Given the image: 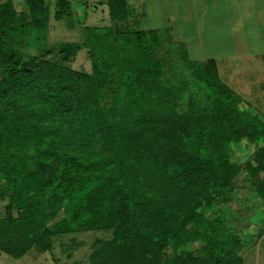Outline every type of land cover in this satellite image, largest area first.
Here are the masks:
<instances>
[{
    "label": "trees",
    "instance_id": "obj_1",
    "mask_svg": "<svg viewBox=\"0 0 264 264\" xmlns=\"http://www.w3.org/2000/svg\"><path fill=\"white\" fill-rule=\"evenodd\" d=\"M25 2L0 0V250L105 230L91 264H242V236L210 209L245 169L264 205V120L240 107L215 58L190 57L160 28H123L127 0H109L114 23L55 50L48 0ZM53 5L55 19L72 11ZM82 48L90 71L71 65ZM242 139L257 146L237 163Z\"/></svg>",
    "mask_w": 264,
    "mask_h": 264
},
{
    "label": "rangeland",
    "instance_id": "obj_2",
    "mask_svg": "<svg viewBox=\"0 0 264 264\" xmlns=\"http://www.w3.org/2000/svg\"><path fill=\"white\" fill-rule=\"evenodd\" d=\"M14 1L18 10L23 9L27 4L25 0ZM54 1L48 0L51 9L45 44L47 47H54L55 50L58 49L56 45L59 42L81 40L84 25L114 23L109 14V0H89L93 3L90 2L87 6L78 0H73L72 11L68 16L60 19L54 17ZM171 1L173 0H127V19L118 21V24L123 28L158 26L165 36L168 34L171 36L169 38H174L173 30L167 27L168 24L165 21L160 20L164 16L174 15L175 19L171 21V24H175V32L181 40L186 41L188 55L197 59L190 46L201 43L199 25L205 22L204 19L208 14H213L214 9L220 7L221 3L216 0H174L175 3ZM226 6L227 20L230 21V24H227L228 35H224L223 39L220 34L223 29L220 26L221 31L217 34L215 31V34H211L212 37L208 35L207 38V34L203 37L213 42L209 52H216L212 55L217 57L216 62L221 78L251 105L249 106L241 99L240 107L264 119V83L262 85L260 83L264 76L255 72L254 61L257 59L253 58H256L255 53L258 51H264V0H227ZM222 39L225 41L223 42ZM225 49H233L236 56H233V59L224 56L222 52ZM86 50L82 48L77 53L74 61L71 62L73 67L91 70V61ZM53 57L59 56L54 54ZM256 146V142L252 143L245 139L232 144V160L237 163L249 160ZM247 180H249L248 170L245 169L235 181L230 202L214 205L210 209L215 216H223L226 225L235 229L242 236L243 241L246 238H256L257 235L264 238V207L261 205L263 202L253 185ZM7 202L6 195L0 197V217L6 214ZM13 212L16 213L15 210ZM63 215L64 213H59L55 220L47 224L52 226L56 222L61 224ZM109 236L111 233L105 230L76 231L56 235L50 239V249L43 251L33 247L22 256L13 257L0 250V264H91L89 255L93 250L95 239ZM247 241V245L255 242L254 239ZM200 245V241H194L188 244V248L198 253ZM241 255H243V264H254V246L249 247L245 252L241 250ZM261 264H264L263 260Z\"/></svg>",
    "mask_w": 264,
    "mask_h": 264
},
{
    "label": "crops",
    "instance_id": "obj_3",
    "mask_svg": "<svg viewBox=\"0 0 264 264\" xmlns=\"http://www.w3.org/2000/svg\"><path fill=\"white\" fill-rule=\"evenodd\" d=\"M78 1L82 2L83 5H86V6L90 2H91V4L93 3V1H89V0H78ZM216 1H219V3H221L220 7H218L217 9H214L215 13L213 12V14H210V15L208 14L209 15V16L207 15L208 17L206 16L205 19L203 18L205 22L203 21L204 23L201 22V24L199 25L198 31H200L199 37L201 38V43L199 45L190 46L192 48L191 50H193L194 55H195V57L197 59H205V58L213 57L217 61V57L212 55V53H216V52H213V51L209 52V48L213 47V42L210 41L209 39L206 40L203 36L207 34V38H208V35L210 37H212L211 34H215V31H216V34H217L218 32L221 31L220 28L222 27L223 32L220 33V34L222 35V37L224 39V35H226L227 31H228L227 28H229L228 25H227V24H230V21L227 20L228 19V17H227L228 16V11H227L228 8L226 6L227 0H216ZM171 2L175 3L174 0L171 1ZM71 3L73 4L74 1L71 0ZM174 19H175V16L172 15V16H164L160 20L162 22L165 21L166 24H168L167 27L170 28L171 30H173L172 34H173L174 39L181 40L178 37V34L175 32V27H174L175 24H171V21H173ZM150 28H160V27L155 26V27H150ZM225 29H227V30H225ZM211 31H213V32H211ZM224 41L225 40H223V42ZM227 41H229L228 38H227ZM185 43H186V41H185ZM229 44H231V42H229ZM222 53L224 54V56L228 57L229 59H233V56H236L235 55L236 53H235V51L233 49H230V50L229 49H225ZM255 55H256V58L253 57L254 59H257V60L254 61L255 72L256 73H261L262 76H264V51H258L257 53H255ZM260 83H261V85H262V83H264V78L262 79V81H260ZM242 99L245 102L244 97H242ZM246 104H248V103H246ZM249 106H251V105H249ZM262 120H264V119H262ZM256 205H257V203H256ZM261 205H263V203H261ZM262 207H264V205ZM263 229H264V226H263ZM252 239H254V241H255L254 244L247 245V243H248L247 240H252ZM253 246H254V253H255V255L253 256L254 264H261L262 260H263V263H264V255H263L264 252L262 253V251L264 250V238L263 237H259L258 235L256 236V238H246L243 241L242 250H244V252H245V250H247L249 247L252 248ZM241 256H242V264H243V255H241Z\"/></svg>",
    "mask_w": 264,
    "mask_h": 264
}]
</instances>
